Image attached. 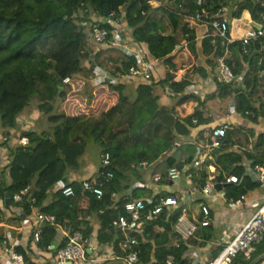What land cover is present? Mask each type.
Instances as JSON below:
<instances>
[{"label": "trees", "instance_id": "1", "mask_svg": "<svg viewBox=\"0 0 264 264\" xmlns=\"http://www.w3.org/2000/svg\"><path fill=\"white\" fill-rule=\"evenodd\" d=\"M149 1L0 0V125L7 131L5 136L9 130L16 129L20 115L35 99L39 102L38 110L52 125L49 130L40 127L22 131L19 138L27 137L29 144L9 147V162L0 170V200L10 193L11 205L22 209L18 220L31 215L34 209L56 216L57 224H44L37 242L39 248L54 256L65 244L63 239L57 250L51 248L59 226H68L69 231L81 230L89 237L93 228L79 218L82 214L96 213L101 225L98 243L113 246L110 259L100 264L118 259L126 261L131 252H137L140 264H169L170 257L171 264H192L186 256L191 240L183 238L175 228L183 206L173 211L165 209L157 217L147 219L140 230L130 234L135 243H127L124 233L116 226L119 216L125 213V203L139 196V188L132 196H123L122 192L130 187L131 175L142 179L141 163L162 161L155 174H160L162 181L167 180L171 167L182 169L185 165L179 155L170 154L176 144V134L188 135L195 118L200 123L206 121L199 109L186 118H179L170 109L159 108L156 85L168 87L174 98L181 99L180 103L193 100L204 105L215 98L230 97L236 112L243 117L256 121L264 116V74L260 75L264 70V39L254 42L251 52L244 54L242 41L226 45L213 35L211 26L189 18L202 9L217 15L226 7L230 22L248 11L253 23L264 25V0H156L155 4ZM171 2L176 7H170ZM112 13L115 16L109 20ZM159 14L168 17L173 27L171 33L167 32ZM94 26L109 31L106 44L94 42ZM200 29L202 37H199ZM178 30L184 38L185 34L189 35L186 49L191 56L189 63L179 67L176 61L182 38ZM117 41L141 48L145 61L158 60L165 67L162 78L152 73L150 79L141 81L134 100L125 95L127 86L123 81H116L114 77L116 72L125 73L130 67L138 66L139 60L136 55L124 54L113 46ZM49 43L51 46L47 47ZM107 53L110 54L107 59L103 58ZM223 56L241 84L221 81L218 59ZM93 63L101 69V83L107 84L104 75H109L107 85L118 94L117 102L96 115L58 111L68 89H75L76 81L81 79L88 85L86 79L92 73ZM67 77L70 81L65 83ZM197 77L210 78L215 90L204 96L189 93ZM87 93L90 101L92 89ZM141 115L143 118L139 120ZM89 141L100 147L102 157L106 153L111 155L110 170L114 177L102 198L81 194L82 181L72 182L76 195L66 197L61 187L69 184L67 172L80 168V159ZM248 141L249 136L242 137L240 129H228L221 146L212 150L205 162L207 168L213 165L219 171L217 180H223L225 175L238 176L240 184H226L227 194L234 198L259 185L254 182L248 186L252 179L244 162L247 159L252 166L264 164V132L257 136L253 151L234 150ZM190 149L193 152L187 158L188 163L193 160L196 147L187 144L181 150ZM33 191L34 197L30 199ZM112 192L121 194L118 201L112 200ZM16 195L22 201H16ZM51 195L53 202L47 204ZM159 199L152 203L146 201L147 207H153ZM16 251L26 264H38L23 247H16ZM261 255H264V240L256 245L249 259L240 253L231 264H254ZM262 262L264 258L259 264Z\"/></svg>", "mask_w": 264, "mask_h": 264}, {"label": "crops", "instance_id": "2", "mask_svg": "<svg viewBox=\"0 0 264 264\" xmlns=\"http://www.w3.org/2000/svg\"><path fill=\"white\" fill-rule=\"evenodd\" d=\"M243 22L247 25L246 29L241 30V34L237 35L234 31V26L238 23ZM166 27L168 24L165 25ZM255 26L253 23L251 15L248 11H245L240 19H234L231 21V37L234 41L240 40V38L246 33V31ZM171 33L173 27L170 23L169 25ZM199 37L203 36V30H199ZM179 37L182 38L177 55L176 65L179 67L183 64H187L191 61V56L187 51V44L184 43L185 38L182 36L181 31L178 30ZM124 54H134L138 57L139 64L145 62L146 57L145 52L134 45L125 44L124 48H118ZM154 65L152 68V73H154L156 78H162L165 74V67L158 60H153ZM101 72V69L98 67ZM107 73H110L107 71ZM97 83L90 84V89H106V94L113 95L115 101L117 102L118 94L110 89L107 84L101 83L102 76L98 78ZM78 81H82L79 79ZM105 81V80H104ZM141 81H145L142 77H135L132 79L123 80V84L127 86L125 90V95L131 99H135L137 95V88ZM85 83V81H84ZM241 84L240 82H238ZM215 90V85L210 78L202 79L197 77L195 83L191 85L188 89L189 93H195L200 96L212 93ZM97 92V91H94ZM80 95V94H79ZM155 95H158V106L159 108L166 107L173 112L174 117L186 118L192 115L196 109H199L203 113V118L206 120L204 123H200L197 118L193 120L194 126L190 129L191 132L188 135L176 134V144L170 154L179 155V158L184 162L186 167L183 171L182 177L177 181L159 179L160 174H155V170L159 163L149 164L142 167L144 175L142 179H138L131 175L132 181L129 188L125 189L122 193L123 196H132L135 189H138L139 196L137 198L144 199L148 202L155 198L165 197L169 195L176 196L180 202V206H183V214L186 215L187 219L192 222H196L199 228L195 235L190 238L191 242L188 245V250L186 256L188 259L192 260V264H205L211 258L217 256V254L222 250L225 244L231 240L236 233L240 230L242 225L246 223L256 212L258 207L264 202V185L259 181V174L255 170V166H252L251 161L245 160L244 165L247 169V174L251 177V183H258V186H251L246 195V201L242 206L237 208H229L226 203V199L231 197L228 195V189L226 184L221 188H216L218 195L205 197L200 192L202 186L201 181L204 184L210 180L213 181L219 174V171L215 166L210 165L208 168L204 165L203 167L196 168L192 166V161L196 158V152L194 153L193 160L187 162V158L192 154V150L181 151L182 147L187 144H192L196 147H202L207 157H210L212 151L207 147L209 135L211 130L223 125H228V129H240L242 137L244 135L249 136L248 143L242 142L240 146H236L234 150L236 151H253V146L256 141L257 136L264 132V116H260L258 120L253 121L248 117H243L235 110L234 100L230 97L227 98H215L207 101L204 105H199L198 102L193 100H187L182 103L180 98H174L171 94V90L168 87H163L160 84L155 86ZM225 101L227 105L225 104ZM227 106V107H226ZM228 108V109H227ZM75 109V108H74ZM42 113L38 110L37 117L41 118ZM74 115V114H73ZM35 117V116H34ZM139 116V120H141ZM146 119V118H145ZM39 120V119H38ZM44 123L41 125L32 124V119L28 117V110L23 112L19 117V125L16 129L9 130L8 134L5 136V131L0 125V170H3L6 164L9 162V147L16 146L19 143V136L22 131L36 128H45L49 130L52 125L48 121V117L45 116L41 119ZM39 124L41 122L39 121ZM227 129V131H228ZM252 133L254 134L252 136ZM6 142V143H5ZM88 146L92 149V152L85 154L80 159V168L78 170H68L67 172V183L78 182L89 178L93 175L101 164L102 152L100 147L92 141H89ZM87 146V148H88ZM180 150V152H179ZM87 151V149H86ZM206 157V158H207ZM207 158V159H208ZM264 165V164H262ZM206 169V177L204 170ZM241 181L238 183L240 184ZM217 183H215L216 187ZM19 196V195H16ZM15 200L18 201L16 199ZM121 194L119 195V198ZM20 202V201H18ZM53 202V196L51 195L47 201V204ZM206 204L209 206L211 211L212 221L207 227H202L200 225L202 220L201 205ZM1 219H0V235L2 240L0 241V260L4 264H12L9 256L5 251L4 241H8L10 244H15L16 247L21 246L23 249L32 257V260L38 264H46L51 262L55 263L56 256L48 250L41 249L37 245L34 239V230L37 227L36 218L37 214L40 212L38 209H34L31 215L25 217L22 220H18L22 213L21 207L10 205L7 207L5 205V198L0 200ZM4 216H3V215ZM80 221L88 223L89 228H93L90 236L88 237L92 247L99 252L110 258L113 253V246L100 245L98 243V232L101 228L100 221L96 213L81 215ZM44 225V224H43ZM42 225V226H43ZM86 226V224H83ZM176 228V227H175ZM58 235L56 241L60 242L65 238V234L69 232L68 226L60 225L58 228ZM102 255V256H103ZM115 261V260H113ZM25 263V262H24ZM26 264V263H25ZM259 264V263H258ZM261 264H264L262 262Z\"/></svg>", "mask_w": 264, "mask_h": 264}, {"label": "built area", "instance_id": "3", "mask_svg": "<svg viewBox=\"0 0 264 264\" xmlns=\"http://www.w3.org/2000/svg\"><path fill=\"white\" fill-rule=\"evenodd\" d=\"M150 4L157 3L156 0L149 1ZM227 8L223 7L219 10L217 15L210 14L206 9L198 10L194 14L190 15L189 18L192 20L209 25L214 30V36H217L223 40V42L228 45L234 40L231 37V22L226 14ZM115 16L114 13L110 14L109 20ZM261 27L252 26L246 33L240 38L243 46V53L249 54L251 52L252 44L256 41L264 39V25L258 24ZM92 39L97 45H103L107 43V37L109 31L105 28L99 26H94ZM188 34H185L184 43L187 44ZM113 46L117 48H124L125 44L120 41L114 42ZM228 55V53H226ZM225 57H220L218 59V74L222 82L226 84L238 83L240 79L236 76L231 69V67L225 62ZM260 63V61H259ZM153 61H145L138 66L130 67L129 71L125 73L116 72L115 80H126L135 77H142L148 80L152 76ZM264 74V70L260 71V75ZM104 78H109V75H104ZM70 78L64 80L68 83ZM107 81V80H105ZM228 125H223L216 127L211 131L208 139L207 147L210 151L219 148L221 146L223 138L226 136ZM19 143L22 146H27L29 144V139L27 137H20ZM207 155L205 154L202 147H198L196 150V158L192 161V166L196 168L203 167L207 160ZM111 155L106 153L101 159V164L98 170L91 175L89 178L82 181L81 184V194H92L97 198H102L105 194V188L108 183L114 177V173L110 170L111 166ZM149 165L147 162H142L141 167ZM186 167L182 169L177 167H171L167 172V179L169 181H177L182 177L183 171ZM255 170L259 174V181L264 185V165H256ZM161 179V175L159 177ZM240 182L238 176L236 175H225L223 180L215 179L214 182L208 180L204 185L201 186L200 192L205 197H210L218 195L215 183L220 185L224 184H238ZM62 194L66 197H74L76 195V190L73 185H63L61 187ZM111 198L113 201L119 200V194L116 192L111 193ZM18 201H22V197L16 196ZM156 200L153 199L149 203ZM246 201V195H241L238 198L229 197L226 199L227 206L229 208H237L242 206ZM180 207V202L176 196L169 195L165 197H160L159 201L153 206L148 208L146 200L141 198H133L128 200L124 205L125 213L120 215L116 226L121 230L125 237L127 243H135L134 237L130 236L132 232H136L142 228L144 222L147 219H153L161 214L165 209L174 210ZM202 220L200 225L202 227H207L211 224L212 217L211 211L208 205H201ZM1 216V211H0ZM37 227L34 230V239L36 242L40 241L42 234V225H56L57 219L53 214H46L39 212L36 218ZM177 232L185 239L191 238L197 232L199 225L196 222L189 221L185 214H182L175 225ZM65 244L58 249L56 260L54 264H100L107 261L108 256L99 254L96 251L88 237H85L81 230L69 231L65 234ZM264 240V202L258 207L253 216L242 225L240 230L236 235L229 240L222 250L217 254L216 257L211 258L205 264H231L235 257L242 253L247 259H249L254 252L256 245ZM5 251L10 258L12 264H25L24 258L21 254L17 253L15 244H10L8 241H4ZM169 264L172 263V258H169ZM126 262L128 264H140L139 256L137 252H131ZM0 264H4L0 260Z\"/></svg>", "mask_w": 264, "mask_h": 264}, {"label": "rangeland", "instance_id": "4", "mask_svg": "<svg viewBox=\"0 0 264 264\" xmlns=\"http://www.w3.org/2000/svg\"><path fill=\"white\" fill-rule=\"evenodd\" d=\"M170 7L174 8L176 5L174 2L169 3ZM159 18H161L164 21V24H168L167 32H169L171 29L169 27L170 21L168 17L164 14H159ZM247 25H245L243 22L238 23L237 25L234 26V31L235 34H241L242 29H246ZM51 44L49 43L47 47H50ZM93 47V45H92ZM117 53V52H116ZM107 55H110L109 53L104 54L103 58L107 59ZM94 61V60H93ZM85 65L88 67L90 66V63L86 61ZM92 73L90 76L86 79V82L88 85L84 83V81H76L75 82V89L71 88L68 89V94L67 97L62 101V103L59 106L58 111H64L67 114L71 115H96L100 113L103 110H107L112 106V103L115 101V97L113 95L106 94V89H92V99L89 101V95L87 91L90 89V84L97 83L99 81L98 78H100L103 74L98 70V65L97 63H93L92 68H91ZM104 80H107V78H104ZM97 91V92H94ZM80 94V95H79ZM38 100H33L29 106L28 110V117L32 119V124L34 125L39 124V121L42 123L43 121L41 120L42 117L44 119V115H41V118L37 117V112H38ZM225 104L227 105L226 101ZM227 107V106H226ZM75 108V109H74ZM228 109V108H227ZM21 116V115H20ZM35 116V117H34ZM39 119V120H38ZM36 123V124H35ZM42 125V124H41ZM37 127V125H36ZM92 152V149L90 146H88L86 153L89 154ZM141 175H144V171L141 172ZM143 177V176H142ZM1 210V209H0ZM3 211V210H1ZM2 213V212H1ZM3 215V214H2ZM4 216V215H3ZM1 219V217H0Z\"/></svg>", "mask_w": 264, "mask_h": 264}, {"label": "water", "instance_id": "5", "mask_svg": "<svg viewBox=\"0 0 264 264\" xmlns=\"http://www.w3.org/2000/svg\"><path fill=\"white\" fill-rule=\"evenodd\" d=\"M255 26H257L258 28L261 27V26L258 25V24H255ZM61 88H62V87H61ZM216 188H221V185H220L219 183H217ZM33 197H34V191L31 193V195H30V199H33ZM11 204H12V198H11L10 193L7 192V193L5 194V205H6L7 207H9ZM58 247H59V242H58V241H54V245H53L51 248H56V250H57ZM263 258H264V255L259 256V257L256 259V261H255L254 264H258V263H260V262L262 261ZM67 264H69V263H67ZM106 264H128V263H127L125 260L118 259V260H115V261H109V262H107Z\"/></svg>", "mask_w": 264, "mask_h": 264}]
</instances>
